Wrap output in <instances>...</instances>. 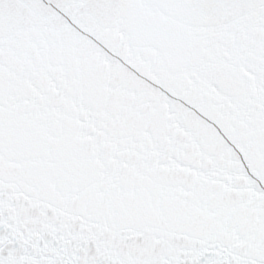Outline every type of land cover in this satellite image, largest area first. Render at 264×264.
<instances>
[{
  "label": "snow or ice",
  "instance_id": "1",
  "mask_svg": "<svg viewBox=\"0 0 264 264\" xmlns=\"http://www.w3.org/2000/svg\"><path fill=\"white\" fill-rule=\"evenodd\" d=\"M0 264H264V0H0Z\"/></svg>",
  "mask_w": 264,
  "mask_h": 264
}]
</instances>
